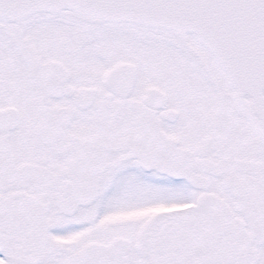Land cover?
<instances>
[{"label":"snow or ice","instance_id":"1","mask_svg":"<svg viewBox=\"0 0 264 264\" xmlns=\"http://www.w3.org/2000/svg\"><path fill=\"white\" fill-rule=\"evenodd\" d=\"M0 264H264V0H0Z\"/></svg>","mask_w":264,"mask_h":264}]
</instances>
